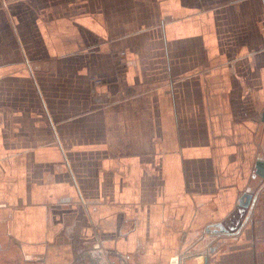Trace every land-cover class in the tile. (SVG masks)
<instances>
[{"label":"crops","instance_id":"0c3cea01","mask_svg":"<svg viewBox=\"0 0 264 264\" xmlns=\"http://www.w3.org/2000/svg\"><path fill=\"white\" fill-rule=\"evenodd\" d=\"M261 168L264 0H0V264H264Z\"/></svg>","mask_w":264,"mask_h":264},{"label":"water","instance_id":"95a60500","mask_svg":"<svg viewBox=\"0 0 264 264\" xmlns=\"http://www.w3.org/2000/svg\"><path fill=\"white\" fill-rule=\"evenodd\" d=\"M259 175H261L264 178V168H261V170L259 171ZM253 201V194L252 193H245L242 198L240 203V208L242 211V216L244 215V213L246 212V210L250 207L251 203ZM219 228L224 229L223 226H220ZM234 230V229H233Z\"/></svg>","mask_w":264,"mask_h":264},{"label":"bare ground","instance_id":"6f19581e","mask_svg":"<svg viewBox=\"0 0 264 264\" xmlns=\"http://www.w3.org/2000/svg\"><path fill=\"white\" fill-rule=\"evenodd\" d=\"M84 264H85V262H84Z\"/></svg>","mask_w":264,"mask_h":264}]
</instances>
